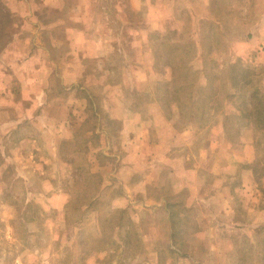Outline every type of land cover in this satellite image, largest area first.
Here are the masks:
<instances>
[{"label": "rangeland", "instance_id": "1", "mask_svg": "<svg viewBox=\"0 0 264 264\" xmlns=\"http://www.w3.org/2000/svg\"><path fill=\"white\" fill-rule=\"evenodd\" d=\"M0 264H264V0H0Z\"/></svg>", "mask_w": 264, "mask_h": 264}, {"label": "crops", "instance_id": "2", "mask_svg": "<svg viewBox=\"0 0 264 264\" xmlns=\"http://www.w3.org/2000/svg\"><path fill=\"white\" fill-rule=\"evenodd\" d=\"M71 26H81V24H77V22H76V20L74 21L73 20V23H72V25ZM67 31H71V33H72V36H74L75 35V31H73V30H71V28L69 29V30H67ZM76 36H78V35H76ZM29 59H34V56L33 55H31L30 57H29ZM120 120H121V122H120ZM119 120V122L121 123L120 124V127L122 128V130H121V132L123 133L124 131H126V128H128V120H127V117H125V118H121ZM163 122H165V121H163ZM166 123V122H165ZM164 125V124H163ZM165 126V125H164ZM166 127V126H165ZM99 129L97 128V130H96V132L98 131ZM129 132H130V130H129ZM171 132V136H170V138H169V140H168V143H169V145H171L172 144V134H173V136H176V133L175 132H173V131H170ZM237 150H240V149H237ZM250 161L251 160H249V161H247L248 163H250ZM248 163H246V165L244 166V167H246L247 169H245L244 170V172H245V179L244 180H240L239 182V186H244L245 188H246V190H248V189H250L251 190V188L252 187H255V185H254V180L252 179V172H251V168H250V166L248 165ZM242 167V166H241ZM252 180H253V182H252ZM253 185V186H252ZM242 189V188H241Z\"/></svg>", "mask_w": 264, "mask_h": 264}]
</instances>
